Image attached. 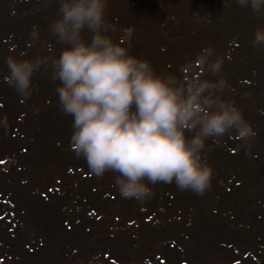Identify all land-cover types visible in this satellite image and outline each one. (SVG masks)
I'll return each instance as SVG.
<instances>
[{"label": "trees", "instance_id": "trees-1", "mask_svg": "<svg viewBox=\"0 0 264 264\" xmlns=\"http://www.w3.org/2000/svg\"><path fill=\"white\" fill-rule=\"evenodd\" d=\"M58 8V0H47V3L45 0H0V51L5 50V53H14L19 58H28L24 45L20 44L30 45L33 42L30 34L35 26L39 38L34 43L42 41V36H45L51 54L49 57L58 55L62 45L56 42L48 27L56 19ZM234 11L238 13H233ZM105 19L110 25L106 33L110 37L123 28H128L136 34V50L132 55H141L138 58L150 63L153 59L165 60L164 65L170 66L171 70L165 72L154 70L162 76L168 74L182 76L180 71L182 64L178 62V58L182 57V53L188 47L199 49L211 47L213 52L220 54L223 59L222 54H226L223 52L226 47L223 48L224 44L220 43L218 46L216 39H219V35L215 34L214 29L211 28L219 22L241 27L235 29L236 31L232 34L235 42L231 43L230 51L227 52L230 54L223 59V64L228 66L226 71L232 70L231 74H234L242 67L236 68L241 63L240 59L244 62L248 57L254 59V55L264 49L262 45L252 46L255 30L264 25L261 23L264 22V15H256L247 8L239 7L236 0H107ZM240 34H243L242 39L245 38L244 43L237 40ZM89 36L90 33L87 32L83 35L86 40ZM21 39L25 42L18 44V40ZM248 40L250 42L245 43ZM182 45L186 47H181ZM233 58L236 62L232 65L235 67L230 65ZM5 59L0 58L2 62L0 65V119L3 116L8 118L10 114L5 112L7 105H17L16 101L21 96L5 80L8 74L5 70L7 67ZM253 65L254 63H250L247 59L245 69L251 66V70ZM254 68L256 69L255 74L250 73V70L249 72L248 70L245 72V69L242 71L249 77L244 79L248 82L245 84V89L250 92V94H245L246 99L264 103V64L255 63ZM38 74L39 72L35 73L32 80L34 77L37 78ZM231 81H233V86L228 85L230 87L228 91H230V97H234L233 92L241 88L242 81L239 77ZM57 84L58 82L50 80L48 89L50 98L46 95L41 100L49 102L53 96L54 103L59 107L58 96L55 94ZM221 95L228 100L224 92ZM247 103L251 104L245 102L242 109L248 107ZM252 116L254 119L248 124L256 133L254 138L245 142L240 140L235 133H230L220 138V142L227 145L226 148L215 150V147H220L221 144L206 146V151L202 153V156L206 157L214 175L211 189L204 195L179 191L175 184L158 183L154 186L150 185L154 196L150 200L139 203L120 197L114 184L115 174L106 173L103 178H97L90 172L86 162L76 157L70 147L72 131L65 135L69 139L64 141L72 152L66 158V166H68L66 168L69 173L64 174L62 171L57 177L51 173L53 177L50 178L49 175L43 173L41 176L47 177L46 184L40 187L38 184L35 187H28V181L33 177L29 180L24 175L17 177L18 171L26 172L31 161H35L36 155L33 154L32 149L36 148L35 142H40L39 139L44 135L42 134L44 131L38 134L39 122L29 121V117L24 113V116H21V118L24 117V128L22 126L21 131H18L20 130L19 121L10 126V132L6 138L7 143L3 146L6 155L8 153L14 157L15 164L14 168H11L12 171H9V176H4L0 169V244L4 243V248L0 253V264H24V258L29 262L39 259L44 245L42 241L28 242L23 229V219L34 212L38 213L36 209L43 197L55 202L51 205L53 214L48 212L50 218H46L44 222L60 231V235L53 233L50 239L53 242L57 239L74 241L76 239L72 238V234L76 232L83 237L80 239L77 237L75 241L76 244L81 245V248H84L83 250L74 249L72 245L76 246L75 243L67 241L72 243L68 246L65 242L66 249L62 252H65L67 260L63 261L60 256L62 264H89L90 261V253L86 252V243L84 246L81 243V241H86L85 238L90 239L87 235L89 232L81 227L76 218L82 217V221H88L91 224L104 223V219L117 221L124 214L125 209H131L127 211V215L135 218L133 220V223H136L135 228L130 229L129 222L126 221L120 232L114 233L117 231L114 228L112 232L108 230L109 233L104 239L99 235V241L102 239L103 251L117 255L119 264H134L129 258H132L133 262L138 261L132 256L138 250V242L134 240L132 231L149 228L152 232L149 235L150 238L157 232L156 229L160 230V226L165 227L167 235L160 239L161 242L157 246L158 251L153 254L155 262L148 258L147 264H207L209 256L216 257L218 264H264V112L258 108ZM18 119L16 116V120ZM27 128L30 130H25ZM45 129L47 130L45 134L50 136L54 134L48 133V130L55 131L48 129V124L45 125ZM42 130H44L43 127ZM237 143H243L244 150H241L240 161H235L237 162L235 164V159L229 154L236 155L235 145ZM23 158L27 159L28 165L24 163ZM43 159L46 161V166H50L54 158L49 154ZM225 160H227L226 164L222 162ZM224 178L227 179L226 183L223 181ZM33 188L36 189L33 191ZM69 192L72 194L70 195ZM61 193H66L68 196L64 194V197ZM75 194H78L79 200L83 202L72 199ZM67 201L73 205L76 202L88 204L84 207L86 210L81 208L72 213L73 223L76 224L74 231H72L70 222V225H67V221L64 222ZM111 208H116V210L110 218L105 211ZM79 212L86 214L85 216L78 215ZM4 216L7 217L4 218ZM158 223H160L159 226H157ZM116 239H120L125 246L112 247ZM206 243L209 244V248H201ZM211 249L214 251L211 252ZM129 251L133 252L129 253ZM78 255H82L83 259L76 262L69 260L74 259L72 256ZM103 256L106 257V253Z\"/></svg>", "mask_w": 264, "mask_h": 264}, {"label": "clouds", "instance_id": "clouds-1", "mask_svg": "<svg viewBox=\"0 0 264 264\" xmlns=\"http://www.w3.org/2000/svg\"><path fill=\"white\" fill-rule=\"evenodd\" d=\"M47 3V0H45ZM241 8L264 15V0H236ZM49 31L62 45L58 55L5 59L6 82L21 96L32 91V78L50 70L61 111L72 117L70 147L97 178L113 173L122 199L139 203L154 196L150 185L175 184L179 191L204 195L213 169L202 153L206 141L235 133L249 141L256 133L242 112L222 93L223 60L204 48L181 66V77L158 75L106 33L107 0H58ZM90 33L86 40L84 32ZM32 41L39 36L36 27ZM264 45V28L252 46ZM199 65V68L196 65Z\"/></svg>", "mask_w": 264, "mask_h": 264}, {"label": "rangeland", "instance_id": "rangeland-1", "mask_svg": "<svg viewBox=\"0 0 264 264\" xmlns=\"http://www.w3.org/2000/svg\"><path fill=\"white\" fill-rule=\"evenodd\" d=\"M233 13H238L236 11H234ZM17 14V12H16ZM13 14V15H16ZM249 18V16H248ZM251 19V18H249ZM264 23V22H261ZM217 25V27L215 26ZM264 25H262L259 28H262ZM213 30V32L215 34L219 35V39H216V43L219 46V43L221 45L224 44V47H226V49H224V53L226 54H222L223 55V59H225V56H227L228 51H230L229 48H231L232 46V42H235L234 37L232 38V34L237 30V28H241L240 26H232L231 24L228 23H223V22H219L216 23L214 25L211 26ZM264 28V27H263ZM236 29V30H235ZM86 32V31H85ZM85 32L83 33V35L85 34ZM196 36V35H194ZM243 34H240L238 36L237 40H240L242 43L243 39L245 40V38L242 39ZM111 38L114 42L119 43L121 46L125 47L128 52L130 54L134 53L136 50V44H135V38H136V34L132 33V31L128 28H123L120 29L119 31H117V33H115L114 35H111ZM42 41L37 42L36 44L34 42H32L30 45H26V44H20V43H24V39L18 40V44L20 45H24V50L26 52V54L28 55L29 59H35L37 56L39 57H49L51 54L49 53L48 50V42H47V38L45 36H42ZM250 40L246 41L245 43H249ZM185 45H182L181 47H184ZM186 47V46H185ZM262 47L264 48V45H262ZM261 49V48H260ZM203 50V48L199 49V48H195V47H188L186 48V51L184 53H182V57L180 56V58H178V62L182 65H184L185 63L189 62V61H193L195 60V58L198 56V54L201 53V51ZM262 50V49H261ZM23 51V50H22ZM29 51V52H28ZM146 54V52H145ZM252 54V53H251ZM9 56H13L16 58H19L16 54L14 53H5V50L0 51V58L3 60V58H7ZM136 57H140L141 55H135ZM254 59L253 58H249L248 55L246 57H248L247 59L250 60V63H255L262 65L264 64V49L263 51H259L254 55ZM146 57V56H145ZM214 57H219L220 59H222V57L220 56V54L218 53H214ZM222 59V60H223ZM245 59V58H244ZM246 61L244 62V60L240 59V64H238L236 66V68L242 66L239 68V71L235 72L234 74H231L232 70H228L226 71V68L228 67L227 64H223L222 67V72L220 74L219 77H214L211 75H207L206 78L208 79H212V80H216L219 78H223L226 82L227 85L233 86V81H231V79H235L237 77L240 78L241 82V88H244L241 90L240 89H236L233 92L234 97H230V87L227 86V88L224 90L225 93V97L228 100H231L234 105L240 110L242 111L243 117L245 119V121L251 122L253 118L252 114H254L256 112V110L258 108L261 109L262 112H264V103L263 102H258V101H251L250 99H246V93L250 92L245 89V84H248V82L244 81V79L249 78L248 74H243L242 71H244V69L246 68ZM153 62L150 63L152 65V67H154V70H161L163 72L167 71V70H171L170 66L164 65L166 63L165 60H161L160 59H153ZM236 61L232 60V62L230 63V65L234 64ZM2 62H0L1 65ZM254 65L252 66L251 70L250 67L245 69V72L248 70H250V73L255 74L254 72H256V69L254 68ZM234 66V65H232ZM181 67V66H180ZM197 67V66H196ZM235 67V66H234ZM199 68V66L197 67ZM8 72V69L6 67L5 69ZM156 72V71H155ZM158 74V73H156ZM159 75V74H158ZM183 75V74H182ZM230 75V76H228ZM162 76V75H161ZM233 77V78H232ZM251 79V78H250ZM249 79V80H250ZM37 82H35V81ZM50 80H51V72L50 70H45V69H41V71L39 72L37 78L34 77V79L32 80V91L28 96H20V98L16 101L18 104L17 105H13V104H9L7 105V111L5 109L6 114H10L9 116H11L9 118L6 119V117H2V119H0V161H2V163H0V169L2 171V173H4V176H9V171L14 168V157H12L11 155H9L7 153L6 155V151H4V145L6 142V138L8 137V133L10 132L9 127L15 125V122L19 121L18 123L20 124L19 129L22 127L24 128L25 123H23V118H21V116H24V113L26 114L27 117H29V121H38V126L40 127L39 133L44 134L39 141L35 142L36 144V148L32 149V151L34 152L33 154L36 155V159L35 161H31L32 163L28 165V161L27 159L23 158L24 163H27V165L30 167H27L28 169L26 170V172H19L18 171V175L17 177H23L26 176V178H28V180L30 179V181H28V187L32 186L35 187L37 184L42 185V184H46L47 181V177L41 176L43 175V173H45L44 175H49V178L53 175L54 177L60 176L59 174H61V172L63 171L64 174L69 173V170L66 168L68 166H66V158L69 157L71 155V151L67 148V145L65 144L64 141L68 140L69 138L66 137V134L71 133L72 131V118H68L69 116L65 115L60 107H57L56 104L54 103V98L53 96L51 97V99H49L50 101H45L43 102L41 99L48 95V97L50 98V94L48 93V89L50 88ZM35 85V86H33ZM47 88V91L45 92V89ZM227 91V92H225ZM242 93V94H241ZM56 94V93H55ZM245 102H250L251 104L247 103L246 108H243V104ZM241 104V107H240ZM16 116L19 118L18 120H16ZM15 117V118H14ZM28 120V118H27ZM71 123V124H70ZM48 124V129L50 128L51 130H55L53 131H49L48 133H54L50 135H47L45 133H47V130L45 129V125ZM35 126V124H34ZM54 126V127H53ZM42 127L44 128V130H42ZM53 127V128H52ZM25 130H30V129H25ZM42 130V131H41ZM18 131H21L18 130ZM234 133V132H233ZM56 134V135H55ZM62 136V137H60ZM218 144H221L222 146L220 147H215V150L219 149V148H226L227 145L226 144H222L221 142H219ZM217 143L213 142V140H208L206 141V146H215L218 145ZM42 146V147H41ZM244 146L243 143H237L235 145V150H236V155H231L229 154L232 158H234V163L236 164L237 160L240 161V153L241 150H244ZM49 147V148H48ZM15 153V152H14ZM13 153V154H14ZM229 153V152H227ZM49 154L51 156H53V161L52 164L50 166H46L45 164V160L43 159V157L45 155ZM57 157V158H56ZM226 164L227 160L222 161ZM68 164V163H67ZM12 168V169H11ZM65 169V171H64ZM45 170V171H44ZM44 171V172H43ZM53 175H52V174ZM8 174V175H7ZM51 174V175H50ZM226 178L223 179L224 183H226ZM223 184V183H222ZM220 188V185H218ZM36 188H33L32 190L34 191ZM64 197L66 195V193H61ZM69 194L71 195L72 193L69 192ZM68 196V195H66ZM60 198H62L59 195ZM71 197V196H70ZM72 199L74 200H79V195L75 194ZM41 203L38 204V209H36L38 211V213L36 214V212H34V214L28 215L26 218L23 219V229L26 232L28 242L34 240L36 242L42 241L43 243V248L41 249L42 253L39 256V259H33L32 261L29 262L28 259L24 258L23 263L24 264H62V260L60 259V256H62L63 261H66L67 257L64 255L65 252V242L70 241L72 243H75V241L79 238H83L81 237L80 233L76 232L72 234V238L76 239L74 241L71 240H65V239H57L55 242H53L50 239V236H53V233L60 235V231H57L56 228L48 226L44 220L46 218H50V215H48V212H50L51 214H53L51 205L53 203H55L52 200H46V198H41L40 199ZM79 202H83L81 200H79ZM76 202L74 205L72 203H69L68 201L66 202V209L64 211L65 217H64V222L67 223V225H71L72 226V231H74V227L76 224L73 223L74 219H72L73 212H76L78 210H80L81 208L83 210H86L88 204L84 205V203H79ZM133 203V202H132ZM82 204V205H81ZM134 204V203H133ZM37 206V205H36ZM116 208H111L107 211H105V213L107 215H109V217L111 218V216L113 215V213L115 212ZM127 211H131V209H125L123 210L124 214H122V216L116 221L112 220V219H104V223H95V224H91L88 221H82V217L81 218H76L79 220L81 227L84 228L85 231L89 232L87 233V235L90 237V239L85 238L86 241H81L82 245L84 246V244L86 243V252L88 251V253H90V261L88 262L89 264H119L120 261L117 260L118 256L108 252V251H103V249L101 248L102 246V239L99 241V235L103 236V239L105 238V236L107 235V233L114 231L113 229H117L116 232H120V229H122L121 227H124L125 222H129V227L130 229L135 228V222L133 223V220H135V218H132V216L127 215ZM78 215H84V213H77ZM8 216V215H7ZM7 216H4V218H6ZM75 219V221H76ZM69 220V221H68ZM71 220V221H70ZM90 221V220H89ZM70 222V223H69ZM93 222V221H92ZM160 223L157 224V226H159ZM30 226V227H29ZM29 227V228H27ZM160 230L156 229L157 232H155L150 238L149 235L152 233L149 228L147 229H136L135 231H132V235L134 236V240L136 242H138V250H136L134 252V254H132L133 257H136L134 259H138V261L133 262L131 261L132 258H129L131 263H136V264H147V259L151 258L152 262L154 261V257L153 254H155V251H158V244L161 242L160 239L164 238L167 235V230H165V227H159ZM112 229V230H111ZM109 230V232H108ZM141 230V231H140ZM58 233H57V232ZM70 231V230H67ZM84 231V232H85ZM159 231H162L159 233ZM62 232V230H61ZM99 232V233H98ZM142 234V235H141ZM98 235V236H97ZM141 235V236H140ZM146 237H145V236ZM97 236V237H96ZM64 237V236H63ZM78 237V238H77ZM86 237V236H85ZM140 237H142V240H140ZM119 240V241H118ZM116 239L115 242L112 244V247L114 246L115 248H120V247H124L125 244L121 243L120 239ZM159 241V242H158ZM67 242L68 246L71 245L72 243ZM5 243L6 239H5ZM76 246L72 245L74 247V249L76 250H83L84 248H81L80 244H76ZM78 245V246H77ZM80 245V247H79ZM71 246V247H72ZM209 244L206 243L204 244L201 248H209L208 247ZM212 247V246H211ZM4 248V243L0 244V253H2V250ZM73 249V250H74ZM68 250V248H67ZM133 250V249H130ZM214 251L211 249V252ZM103 252V253H102ZM133 251H129V253H132ZM106 253V257L103 256V254ZM65 256V258H64ZM73 258H70L69 260L71 261H80L82 258V255H78V256H72ZM117 257V258H116ZM56 258H57V262H56ZM220 263L221 258L219 259ZM64 263V262H63ZM126 263V262H124ZM4 264V263H3ZM123 264V263H122ZM128 264V263H126ZM207 264H218V259L216 257L213 256H209L208 257V261Z\"/></svg>", "mask_w": 264, "mask_h": 264}, {"label": "snow or ice", "instance_id": "snow-or-ice-1", "mask_svg": "<svg viewBox=\"0 0 264 264\" xmlns=\"http://www.w3.org/2000/svg\"><path fill=\"white\" fill-rule=\"evenodd\" d=\"M0 163H2V161H0Z\"/></svg>", "mask_w": 264, "mask_h": 264}]
</instances>
